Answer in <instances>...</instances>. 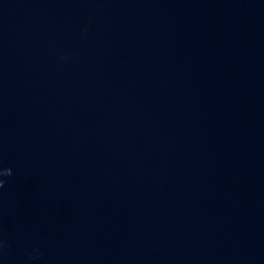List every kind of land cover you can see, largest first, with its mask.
<instances>
[{
	"label": "water",
	"instance_id": "1",
	"mask_svg": "<svg viewBox=\"0 0 264 264\" xmlns=\"http://www.w3.org/2000/svg\"><path fill=\"white\" fill-rule=\"evenodd\" d=\"M0 264H264V0H0Z\"/></svg>",
	"mask_w": 264,
	"mask_h": 264
}]
</instances>
